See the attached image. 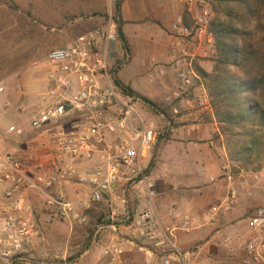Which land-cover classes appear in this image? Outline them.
<instances>
[{"label": "built area", "instance_id": "1", "mask_svg": "<svg viewBox=\"0 0 264 264\" xmlns=\"http://www.w3.org/2000/svg\"><path fill=\"white\" fill-rule=\"evenodd\" d=\"M187 1L189 10L195 4L198 11L189 27L183 25L181 16L175 22L183 36L171 48L177 79L173 95L178 97L193 87L197 104L208 108V94L185 40L211 44L212 13L201 0ZM116 42V23L108 14L101 25L33 62L39 89L28 97L34 109L29 123L37 136L45 138L0 152V264H46L36 260L34 253L40 235L37 211L82 223L85 212L109 196L115 185L129 187L147 178L150 150L164 132L148 124L137 111L138 99L114 82ZM6 91L0 84V96ZM14 91L22 95V85L17 83ZM8 106L7 100H0V110ZM27 107L21 101L13 108L23 111ZM7 131L16 128L10 125ZM229 172L230 164L223 160L221 173L230 178ZM252 178L255 185L264 183L259 174ZM148 187H153L150 182ZM261 190L264 193V187ZM149 195L153 196V190ZM239 196V188L232 186L223 200L209 208L208 222L230 212ZM134 223L139 237L158 250V264H192L174 239L175 229L160 222L153 206L136 213ZM190 227L185 217L182 228ZM246 228L242 264H264V205L247 214ZM222 242L229 245L231 237L225 236ZM114 252L121 251L114 248Z\"/></svg>", "mask_w": 264, "mask_h": 264}, {"label": "crops", "instance_id": "2", "mask_svg": "<svg viewBox=\"0 0 264 264\" xmlns=\"http://www.w3.org/2000/svg\"><path fill=\"white\" fill-rule=\"evenodd\" d=\"M133 2H136L135 7L132 4V6L130 5V0H123L121 5V16L124 21L123 31L127 39L131 40V42L130 40L128 42L133 54L132 59L124 66L132 63L136 51L137 55H141L137 50V45L131 44L132 40L141 42L142 52H148L151 57L149 60L144 59V63L141 65L143 70L139 72V77H145V72H149V79L166 78V76H161L160 65L156 64L160 61L170 62L172 45L177 37L183 36L180 27L175 29V22L177 17L181 16L184 25L185 10L183 6L189 5V2L187 0H176V2L175 0H133ZM178 9H182L183 12L181 10V12L176 11ZM187 10L190 11L191 16L196 12L193 8L191 10L187 8ZM172 11L173 14L176 13L173 24L168 20V16ZM139 14H143L145 17L137 18L136 15ZM187 14L189 15V13ZM166 31H170L171 35L166 36ZM194 43H188L189 51L192 50ZM197 44L196 50L191 51L193 57L195 55H205L202 54L200 49L201 43ZM170 66L173 69L172 64ZM121 69L118 72V77ZM205 70L209 71L210 69L206 68ZM121 81L124 82L122 79ZM125 84L143 95L134 86L128 83ZM205 109V114H193L194 112H192L176 118L177 121H190L189 125L180 122H174L175 125H170L168 140L160 142L159 145H157V142L155 144L154 149L157 147V155L151 168L146 171L147 178L145 180L129 187L122 184L115 185L110 195L99 203L100 206L91 207L85 212L86 220L87 214L91 213L98 221L94 224V233L107 232V235H104L105 240L91 241L92 232L85 231L86 242L74 254L78 246L73 245L72 241L74 242L77 239V229L86 220L82 223L78 220L63 222L66 228L62 233H59L55 223L49 224L47 222L44 225L42 210L37 211L35 216L38 228H40L39 236L43 233L45 240L48 242L45 243L43 254H39L41 244L39 236L36 238L34 252L36 260L37 257L49 256L47 250L49 249L52 252L53 246L57 244L56 242L66 237V243L71 241V244L63 245L62 260L55 264H137L136 259L138 258H141V261L144 259L148 264H158V250L139 237L138 229L134 223L136 213L150 206L156 209L163 225L175 229L174 239L189 261V252L184 251L182 248L184 239L188 241H196L198 238L203 239V247H207L215 234L212 231L216 228L215 223L218 221L208 222L209 209L205 211L206 209L203 208L204 201L206 197L209 198L208 196L215 199L217 203L223 200L228 190L233 186V181L231 177L228 178L221 173L223 160L221 155H225V149L222 144V152L218 153V156L215 155L213 136L215 133H219L218 123L211 107L208 106ZM192 126L195 129H192ZM25 131L26 129H21L17 133V137L22 136L18 141L22 145L35 143L45 138L44 136H37L35 130L33 132V130L29 131L28 129L29 134H26ZM3 147L0 144V148L3 149ZM152 150L153 146L150 155L153 153ZM203 173L206 176L203 177ZM148 182L153 186L151 189L148 187ZM251 183L252 187L248 195L242 196L240 193L238 204L230 212L222 215L223 224L227 225L224 234L220 235H224L223 238L230 236V233L240 232V227L236 226V222L240 224L246 212L248 214L254 207L264 205V193L255 186L253 179H251ZM69 187L71 191L72 188ZM150 190H153V196L149 195ZM185 217L190 219L191 224L187 231L182 228V221ZM183 233H186V235L184 236ZM74 243L77 244V242ZM114 248L121 252L115 253ZM73 254L74 256H72ZM211 257H208V259ZM111 258H114V260L111 261ZM217 260L218 262L224 261L220 257ZM142 264H144L143 261Z\"/></svg>", "mask_w": 264, "mask_h": 264}, {"label": "rangeland", "instance_id": "3", "mask_svg": "<svg viewBox=\"0 0 264 264\" xmlns=\"http://www.w3.org/2000/svg\"><path fill=\"white\" fill-rule=\"evenodd\" d=\"M114 3L115 0H0V84L7 87L6 93L0 96V100H7L9 102V106L6 110H0V144L4 146L3 149L0 148L1 153L10 150L11 147L16 145H22L18 142L22 136L17 137V132L21 131V129H26V134H29V131L33 130L29 123V119L34 109L31 107L28 97L39 89L38 81L35 78V71L32 66L33 62L45 56L56 46L64 44L77 35L89 30V26L103 23L108 14H113ZM135 3L136 2H133V0H130V5L132 4L133 7H135ZM183 7L185 10L184 12L189 13L190 15V12L187 10L188 5H184ZM192 8L193 10H196V12L198 11V7L195 4H193ZM182 9L176 11L179 12L181 10L183 12ZM93 11L97 12L98 15H94ZM136 17L143 18L145 16L139 14L136 15ZM175 17L176 13L173 14L172 11L168 16V20L171 24L175 22ZM188 23L191 26V15L188 18ZM165 34L166 36L171 35V32L166 31ZM128 40L130 39L128 38ZM192 42L194 43L191 38H186L185 40L187 46L188 43ZM131 44L137 45V50H139L141 55H137L136 51L134 60L132 63L121 69L119 77L125 83L138 89L143 96L154 102L158 107L159 112H166V114L162 116H160L161 114L159 113L158 115L154 114L151 107L138 98L137 111L146 119L148 124L152 125L153 128L162 130L166 133V131L168 132L170 125H175L174 122H180L187 125L190 124V121H177L176 118L178 116H183L184 114L192 112H194L193 114H205L204 112H206V109L199 106L196 102L193 87L189 88L188 92L182 93L178 97L173 95V91L177 85V79L176 72L170 66L171 64L169 61H160L156 64L160 65L162 71L161 76H166V78L162 77L157 80H155V78L149 79V72H145V77H139V72L143 70L141 65H143L144 59L149 60L151 54H148V52H142L143 49L142 46H140L141 42H134L132 40ZM196 47H198L197 42L193 44L191 51H195ZM116 48L117 51L114 55L115 62L121 60L123 57V52L118 40L116 42ZM200 49L202 50V54L205 55H195L193 58V65L194 67L199 66L203 69L207 68L209 70L213 65V41L211 44L206 42L201 43ZM17 83L22 85V95L14 91V87ZM21 101H24L26 107H29L23 111H15L13 107ZM9 125H13L16 128V131L8 132L7 129ZM215 134L213 136V141L215 143L213 149L215 155L218 156L217 154L222 152L221 145L223 144V140L220 138L215 139ZM158 140L159 139H157L156 142ZM156 142L153 145L152 152H154ZM223 148L225 149L224 144ZM152 155L153 153L149 155L148 163L151 160ZM221 156L223 157V160H228L230 164L229 174L231 175L233 186L239 188V193H241L242 196H247L251 190V179H253L252 176L254 174H259L261 178H264V153L261 154L259 162L256 161L254 164L247 165L244 168H239L238 163L232 162L229 159L226 149L225 155L222 154ZM255 167H259V170L254 171L253 169ZM204 173L202 174L203 177L205 175ZM255 186L261 190V188L264 187V183L260 185L256 184ZM208 197L209 198L206 197L204 201L203 208L206 209L205 211H207L212 204H217L215 199L210 198V196ZM100 202L93 204L92 207L96 208L100 206ZM41 213L44 225L47 222L49 224L53 222L59 233L64 231L66 228L63 224L64 221L50 216L49 213L44 210H42ZM222 215L223 214L219 215L217 218L218 222L215 223L216 228L212 231L215 232V234H212L213 237L212 240L210 239L209 246L207 245V247H203L204 241L200 238L196 241H188L187 239L183 240L184 243L182 248L184 251L189 252L190 262H192V264H242L245 261L243 241L248 236V230L246 228L247 212L243 216L240 224L236 222V226L238 225L240 227V232L230 233L232 242L229 245H224L222 243L224 235L220 236L224 234V229L227 226L226 224H223L224 220L222 219ZM95 223H98L95 216L88 213L86 222L79 225V229H77V239L74 240L77 244L72 241L73 245L78 246L75 249L76 252H74V254H76L78 252L77 249L80 250L86 242L87 237L84 235L85 231L92 232L91 241L97 239L105 240L104 235H107V232L103 233L100 231L94 233L95 231H93V229ZM183 234L184 236L186 235V233ZM65 238L66 237L62 238V240L59 239L56 242L57 244L53 246L54 248L52 247V252L49 251V249L47 250L49 256L37 257V260L46 264L59 263L63 256V245L71 244V241L66 243L67 239ZM39 240L41 244L39 254H43L45 243L48 241L45 240V235L43 233L39 236ZM47 248L48 246L46 249ZM74 254L72 256H74ZM210 256L214 259L211 257L212 259L209 258V260L208 257ZM219 257L224 261L218 262L217 258ZM142 261L144 264H148L144 259ZM142 261L141 258L136 259L137 264H142Z\"/></svg>", "mask_w": 264, "mask_h": 264}, {"label": "trees", "instance_id": "4", "mask_svg": "<svg viewBox=\"0 0 264 264\" xmlns=\"http://www.w3.org/2000/svg\"><path fill=\"white\" fill-rule=\"evenodd\" d=\"M201 1L212 13L209 32L213 38L214 56L210 71L199 66H195V70L206 87L209 105L218 123L219 133L215 134V139H222L229 159L244 168L259 162L264 153V0ZM122 3L123 0H115L112 14L123 52L122 59L114 63L112 77L122 90L147 103L154 114L164 115L165 111L159 112L154 102L118 77L119 70L133 55L123 31ZM93 14L98 15L95 11ZM188 18L184 12L185 27L190 26ZM101 24L89 26L87 31ZM168 136L169 130L158 138L157 145L167 141ZM156 155L157 147L146 171L155 162ZM253 170L257 171L259 167Z\"/></svg>", "mask_w": 264, "mask_h": 264}]
</instances>
